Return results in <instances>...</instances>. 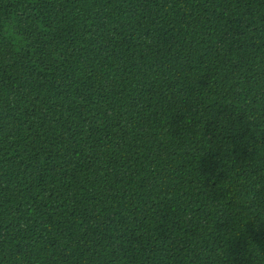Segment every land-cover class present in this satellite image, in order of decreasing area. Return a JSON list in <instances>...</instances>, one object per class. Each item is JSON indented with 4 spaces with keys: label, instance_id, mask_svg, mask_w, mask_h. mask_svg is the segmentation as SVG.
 I'll use <instances>...</instances> for the list:
<instances>
[{
    "label": "trees",
    "instance_id": "obj_1",
    "mask_svg": "<svg viewBox=\"0 0 264 264\" xmlns=\"http://www.w3.org/2000/svg\"><path fill=\"white\" fill-rule=\"evenodd\" d=\"M0 264H264V0H0Z\"/></svg>",
    "mask_w": 264,
    "mask_h": 264
}]
</instances>
